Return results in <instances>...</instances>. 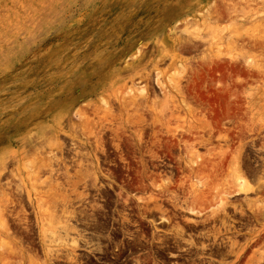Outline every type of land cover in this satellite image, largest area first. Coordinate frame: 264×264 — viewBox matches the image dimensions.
<instances>
[{
  "label": "rangeland",
  "instance_id": "374dc122",
  "mask_svg": "<svg viewBox=\"0 0 264 264\" xmlns=\"http://www.w3.org/2000/svg\"><path fill=\"white\" fill-rule=\"evenodd\" d=\"M0 264H264V0H0Z\"/></svg>",
  "mask_w": 264,
  "mask_h": 264
}]
</instances>
